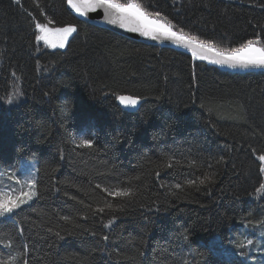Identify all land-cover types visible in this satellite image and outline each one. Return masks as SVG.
I'll return each instance as SVG.
<instances>
[{"label":"trees","instance_id":"obj_1","mask_svg":"<svg viewBox=\"0 0 264 264\" xmlns=\"http://www.w3.org/2000/svg\"><path fill=\"white\" fill-rule=\"evenodd\" d=\"M115 2L220 50L264 46V0ZM68 27L64 49L45 44ZM261 155L264 73L131 41L66 0H0L3 182L22 190L20 162L36 166L30 203L0 217V264H264Z\"/></svg>","mask_w":264,"mask_h":264},{"label":"snow or ice","instance_id":"obj_2","mask_svg":"<svg viewBox=\"0 0 264 264\" xmlns=\"http://www.w3.org/2000/svg\"><path fill=\"white\" fill-rule=\"evenodd\" d=\"M87 2V0H86ZM71 3V0H70ZM95 4L104 7L106 13H110V17L108 22L111 24H119L120 27L126 28L128 31L139 32L144 36H151L153 39L157 38L156 34L159 33L163 35L166 39H171L175 43L182 45L185 48L191 50L193 56H198L201 60H208L213 64L227 65L231 68L241 67H264V46H258L259 41L253 42L249 41L243 47L236 48L234 50H220L214 47L210 43H204L197 41L194 37H187L183 34H179L171 30L170 26L164 25L160 23L158 20L150 19L135 3L132 4H121L115 2V0H95ZM75 7V5H72ZM81 15H84L80 9H77ZM111 13H115V15H111ZM41 31L45 29L40 25H37ZM65 34V36L76 31L75 27H68L63 29H58ZM42 37H37V39H41ZM60 47H64L63 41H61ZM55 47V45H53ZM120 103L125 107H135L138 104V100L129 96H120L118 97ZM8 103H12V100L9 99ZM79 147L83 148H92L93 143L91 139H82L80 141ZM259 159L264 162V155H261ZM168 167H171V164H168ZM159 175V173H157ZM215 176V173L211 175H205L203 179H199V184H205V181L214 182L212 177ZM139 179V177H136ZM194 180H189L188 184L191 186L194 184ZM30 184L34 187V182H30ZM97 188H100L101 185L97 184ZM176 188H180V184L174 185ZM107 191V194L112 197H120V196H129L132 194L131 190L125 188L123 190H115V191ZM258 191H264V185L260 186ZM34 195L32 192L21 193L20 196L9 198L5 200L3 197H0V217H4L6 214H11L15 208L21 206V204L26 203L27 199H30L31 196ZM107 207L111 208L112 205L108 204ZM97 211L103 212V208H99ZM67 221L68 217H64ZM108 225H105L107 227ZM59 236V233L56 234ZM188 237L185 236V239ZM107 239V236L104 237ZM252 241L249 240L248 244H251ZM243 246V245H241ZM27 264V262H25Z\"/></svg>","mask_w":264,"mask_h":264},{"label":"water","instance_id":"obj_3","mask_svg":"<svg viewBox=\"0 0 264 264\" xmlns=\"http://www.w3.org/2000/svg\"><path fill=\"white\" fill-rule=\"evenodd\" d=\"M66 3H67V8L73 12L74 16L79 21L87 23L94 27L108 30L112 33H115L131 41H134V42H137L143 45H147V46H157L160 48H168L172 50L182 51L192 56L199 63L213 66L222 71L237 72V73H255V72L264 73V67L231 68V67H228L227 65L213 64V63H210L206 59L201 60L199 59L198 56H193L190 49L185 48L182 45L175 43L171 39H166L163 35H160L159 33L156 34L157 38L153 39L151 36H144L139 32L128 31L126 28L120 27L118 23L111 24L108 22L110 13H106V10L104 7H100L96 5L95 0H87V2L86 0H71V3H70V0H66ZM73 4L75 5V7L72 6ZM77 9H80V11L84 13V15H81L80 12L77 11ZM111 15H115V13H111ZM137 100H138V104L135 107H125L124 105L120 103L119 99L117 98V105L124 112L135 113L139 110L141 104L143 103L142 100H139V99Z\"/></svg>","mask_w":264,"mask_h":264},{"label":"rangeland","instance_id":"obj_4","mask_svg":"<svg viewBox=\"0 0 264 264\" xmlns=\"http://www.w3.org/2000/svg\"><path fill=\"white\" fill-rule=\"evenodd\" d=\"M54 32H56L54 34ZM52 34H54V38L50 37L48 38L47 41L46 40V36L44 35L42 39V41H45V44L50 46L53 49H64L68 39L70 38V36L73 34H69L67 36H65V34L61 31H54ZM61 41H63L64 43V47H60V43ZM53 45H55V47H53ZM19 171L21 174V181H22V190H20L18 187L14 186V185H9L3 182V175L4 172L0 171V197H3L5 200L9 199V198H14L17 196H20L21 193H28V192H32L33 190V186L30 184V182H34V176L36 175V166L33 162L32 159H28L25 158L23 161L20 162L19 164ZM1 170V169H0ZM18 169L15 171H11L9 174H18ZM7 173V177L8 178H14V175H9ZM32 196L30 199H27L26 203H23L21 205L24 204H28L30 203V201L32 200ZM6 216H8V214H6Z\"/></svg>","mask_w":264,"mask_h":264}]
</instances>
